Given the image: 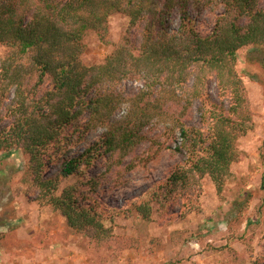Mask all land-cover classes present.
Listing matches in <instances>:
<instances>
[{
  "label": "trees",
  "instance_id": "trees-1",
  "mask_svg": "<svg viewBox=\"0 0 264 264\" xmlns=\"http://www.w3.org/2000/svg\"><path fill=\"white\" fill-rule=\"evenodd\" d=\"M206 13L214 23L203 34ZM112 14L128 18L126 33L101 64L84 65V36L93 31L105 42ZM260 46L261 0H0V159L27 154L32 201L98 241L109 239L119 215L99 208L101 180L156 158L164 144L150 131L185 162L139 196L138 215L149 219L154 205L166 207L204 176L220 194L240 138L254 128L237 53ZM144 143L146 158L123 167ZM259 162L264 193V140ZM100 164V176L85 180Z\"/></svg>",
  "mask_w": 264,
  "mask_h": 264
},
{
  "label": "rangeland",
  "instance_id": "rangeland-1",
  "mask_svg": "<svg viewBox=\"0 0 264 264\" xmlns=\"http://www.w3.org/2000/svg\"><path fill=\"white\" fill-rule=\"evenodd\" d=\"M109 20L105 42L93 31L84 36V65L101 64L126 33L128 18L112 14ZM213 23L214 16L206 13L198 30L208 34ZM4 53L0 47V56ZM261 63L264 46L245 47L237 53L236 70L247 90L254 128L240 138V158L221 193L204 176L166 207L154 205L149 219L138 215L132 206L139 196L156 188L185 162L184 154L164 149L171 143L150 131V138L164 144L158 156L146 164L138 163L146 158L149 144L138 146L122 166L134 159L138 165L119 179L112 168L101 180L104 188L95 194L104 214L119 213L106 241L75 233L52 207L32 201L27 154L18 150L0 159V264H264V193L260 190L259 162L264 140ZM138 86L135 81L126 82L128 90ZM104 170L101 164L94 166L87 170L85 180L96 179ZM74 182L69 180L68 184Z\"/></svg>",
  "mask_w": 264,
  "mask_h": 264
}]
</instances>
